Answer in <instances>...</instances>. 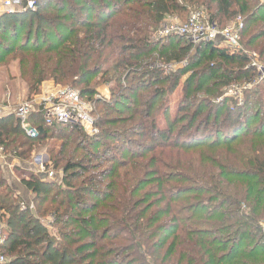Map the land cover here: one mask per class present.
I'll return each mask as SVG.
<instances>
[{"label":"trees","instance_id":"obj_1","mask_svg":"<svg viewBox=\"0 0 264 264\" xmlns=\"http://www.w3.org/2000/svg\"><path fill=\"white\" fill-rule=\"evenodd\" d=\"M79 1L89 14L68 10L71 26L63 24L67 36L45 35L40 26L55 25L54 19L41 14L46 3L38 2L36 9L23 18L17 13L0 15V30L14 42H18L23 29H29L17 52L22 53V62L32 61V89L47 77L56 84L65 82L74 87L98 73L109 76L107 80L124 76L131 69L126 77L130 84L116 94L117 104L160 78L173 90L180 75H186L182 86L187 100L199 90L210 91L209 86L204 87L207 73H219L223 86L232 80L250 81L249 74L255 73L246 67V55L231 52L221 43L194 44L179 35H169L161 41L151 39V30L166 14L186 10L179 0ZM182 1L202 5L215 23L246 14L245 22L260 21L264 25V17L257 18L264 14L261 0ZM58 7L63 11L65 6ZM260 36H264V29ZM180 43L184 46H178ZM2 45L5 44L0 42L4 51ZM263 52L264 49L260 55ZM152 53L156 58H151ZM164 55H168L166 61L181 63L184 59L178 74L170 80L169 76L163 77V71L151 67ZM215 56L221 62L197 69V73L193 70L203 58ZM221 63L235 64L236 68H223ZM104 64L110 68L102 71ZM263 86L252 87L241 104L236 102L235 108H227L222 116L226 102L220 101V111L211 123L206 118L194 129V122L190 123L189 131L184 133L189 140L186 142L170 141L167 133L153 130L154 119L152 124L148 122L156 100L164 96L163 88H155L151 94L140 92L132 100L136 108L131 109L133 116L141 119L132 131L136 127L147 129L146 137L159 142L162 149L148 158L134 155L121 160L113 154L115 147L107 143L102 144L99 156L85 152L80 157L76 148L82 149L83 144L71 137L82 132L79 125H47L42 114L34 113L29 121L37 135L32 137L14 114L1 117L0 146L16 157L26 158L38 145L35 143L43 140H66L58 149H53L52 144L48 148L51 164L47 167L62 170L58 181H42L32 173L20 180L33 194L34 209L22 208L12 197L14 190L0 175V220L5 224L6 236L1 251L9 259L6 264H264V107L260 117L251 112L252 107L258 105L261 109L264 104ZM80 92L84 99L91 91L86 87ZM104 106L109 108L110 104ZM139 107L146 108L144 113ZM95 121L100 124L98 118ZM112 132L115 136L109 139L123 143L121 148L127 151L125 133ZM83 158H93V163ZM104 162H114L115 166H100ZM106 176L111 180L104 185L105 194L97 204L79 196L100 193L98 184L108 179ZM141 183L149 189L141 199L135 198L132 190L137 184L143 187ZM110 198L119 201L117 207H111L107 201ZM145 198L152 199L149 206ZM108 209L112 212L101 214ZM88 212L89 216H83ZM51 215L59 226V238L44 225L45 217Z\"/></svg>","mask_w":264,"mask_h":264},{"label":"rangeland","instance_id":"obj_2","mask_svg":"<svg viewBox=\"0 0 264 264\" xmlns=\"http://www.w3.org/2000/svg\"><path fill=\"white\" fill-rule=\"evenodd\" d=\"M263 1L264 0H261V2ZM38 2L47 4L46 9L41 8L40 5L41 9H39L41 10V14L51 19H54L55 21V25L51 24L48 26H40L42 30L46 32L45 35L53 33L62 34L63 36L68 35V33L66 32L67 29L66 27H64V25L71 26V21L68 19L67 15L68 10L70 9L76 10L77 12L79 9L82 14H89L88 9L83 10L84 8L80 7L81 3L79 0H38ZM179 4L181 6H186V10L166 14L162 21L157 25V27L151 30V39H153L154 41H161L162 39L166 38L167 36L161 35V32L166 26L174 25L175 22L182 23L186 21L189 15L195 11L202 12L203 19L209 20L208 13L202 5H188L182 0H179ZM61 5L65 6L64 10L58 11L61 9H59L58 6ZM29 12L30 11L22 13L20 17L23 18ZM238 16H240V20L242 23V26L239 29L240 43L245 50L242 51V54L246 55L249 58V64L246 67H251L255 72L249 74L250 76H252L250 81H244V79L232 80L230 83L223 86V83H221V79L218 78L219 73H207V75H205V78L208 79L204 82V87L209 86L210 91L205 93L204 90H199L197 92L192 93L190 97L185 100V98L187 97V91L183 89L182 80L184 79V77H186V75H180L181 77H179V84L173 90L171 89L170 83L164 84L163 82H160L162 80V78H160V81L154 80L152 83H149V85H146L145 87L140 89L138 91L139 93H131L130 96L127 95L126 98L120 99L118 101L119 104L115 102L116 94L119 91H122L125 86H128V84H130V81H127L126 77L130 75L129 73L131 71H133L131 69L126 72L124 76L112 77L107 80L106 78H108L109 76H102L101 73H98L95 76L91 77L90 81H88L87 83L78 84L74 87H71V84L69 83H60V85L62 86L77 89L79 91L82 88L89 87V90L91 91L90 93L84 95V97L86 96L88 98V100H86L85 97L84 101L91 103L94 124L90 131L82 129V132H79V134L75 133L71 135V137L79 139L80 144H83L81 145L83 146L82 149L77 146V155L81 157L85 152H89L96 153L97 156H99L103 148V143L111 144V146L113 145V147H115L113 150V154H116L121 160L122 158H126L123 160H127L133 157L134 155H142L148 158L150 154H152V152H158L159 150H162L161 146H159V142H152L146 137L145 133L147 132V129H144L143 127L139 129V127H136L132 131V128L135 127L141 119L140 116H133L134 111L133 109H131L136 108L134 107L132 100H134L137 94H140V92L151 94V92L155 88H163L164 96L156 100L154 111L151 114V118L148 119V122L152 124V119H154L153 130L155 129L157 133L165 132L170 137V141L177 140L179 142H186V140H188L187 135L184 133L186 131H189L188 129L191 126L190 123L194 122L193 124H195L192 126V129H194L198 122H203L206 118H209L211 123L214 119L215 114L217 113V110L220 111L219 109H217L218 103L220 101H222V103L226 102L225 107L223 108V110H221L220 116H222L226 112L227 108H229V110L231 107L235 108L236 102L239 100L237 97L240 94H242L244 101L247 91H250L251 89L244 90L242 93L241 91L243 89V86L246 83H249L254 80L255 76L257 75L256 65L259 64L261 67L264 68V52L260 55V53L264 49V36H260V38H258L259 34L263 32L264 25L260 21H255L254 23H251L249 21L245 22V18L247 17L246 14L237 15L231 20L222 21L217 24L222 27L229 25L232 26L234 24H237ZM258 16L262 18L264 17V14L261 13L257 15V18H259ZM35 20L37 19L35 18ZM261 26H263V29H260ZM4 29L8 30L10 29V27H8V29ZM27 30H29L28 27L23 29L21 35L19 36L18 42L10 40L6 35H4L5 31L3 32L0 30V42L5 44L1 46L5 48L4 51L0 49V107L4 110H15V108H17V106L23 103V101L30 99L32 96H34V94L38 93L37 90L39 84L37 86L35 85L33 89L32 87H30V80L32 79L31 77L34 74V72L32 71V61L22 62L20 60L22 53L17 52V48L22 43L27 33ZM49 39H51V37ZM178 46H184V44L180 43ZM189 50V52L191 53L193 48L191 47ZM150 56L151 58H156L157 55L156 53H152ZM167 58L168 55H164V59L158 61V64L156 63V65H151V67H154V70L158 69L160 71H163V77L169 76L170 78L168 77V80H170L174 78L176 74H178L176 71L178 67H180L181 63L184 62V59H181L182 61H180L181 63H179L171 60L166 61ZM214 62L219 63L221 62V60L218 59L216 56L210 59L203 58L202 62L193 70H196L195 72L197 73V69L201 68L202 70V68H204L205 66H209ZM221 64L223 68H236L235 64ZM101 68L102 71L104 69L108 70L110 66L104 64L101 66ZM36 73L38 74V71H36ZM45 80L47 81H44L42 84H45L47 82L54 83L52 77H47L45 78ZM41 85L39 86V91L42 88ZM259 85H264V83L258 84L256 86ZM212 86H214V89ZM213 90H217V92H211ZM106 103L110 104L109 108L104 106ZM260 107L261 109L258 108V105L252 107L251 112H254V115L255 113H257V116L259 117L262 116L264 104L260 105ZM198 108H202V111H199ZM139 109L143 113L146 110L145 107H139ZM6 115L9 116L10 114L8 115L7 113ZM97 118L100 123L99 125L95 124V120ZM105 120H110L111 122H105ZM2 127H4V123H2ZM184 127H186L187 129L183 130ZM114 130H119L125 133V144H129L127 145L129 147L127 151L121 148L123 143L119 145L117 143L118 141H116L115 139H109L110 136H115L112 132ZM182 130L183 133H181ZM66 133L69 134L70 131H67ZM63 141L66 140L56 137L55 139L50 138L35 143L38 144L36 145V148L33 149L29 153V155H27L24 159L12 155L11 153H9V149L4 150L3 148V151L1 152L0 156V175L3 176L6 180V185L8 184L14 190L12 197L15 201L20 202L22 208H26L28 206L31 209H34V205L32 203L33 194L20 183V180L23 175L27 176L31 175V173L33 175H38L41 170V164H43L46 170H52L54 172V175L52 178H46L44 175H38V177L42 181L53 182L54 180L58 181L60 177H62L61 168L54 169L51 167L49 168L47 166L51 164V161L49 162L51 154L49 153L48 148L52 144L53 149H58ZM82 160L90 161L85 158H83ZM90 162L93 163V158ZM161 162H163V160ZM111 164L113 165L111 166ZM100 166H108L109 169L111 166L112 169L115 166V163L104 162L103 164H100ZM91 174L92 173H89V175ZM107 178L108 179H105L103 183L98 184L99 189L102 190L100 191V193H84L83 195L79 196H81L82 199H87L88 203L92 200L93 204H97V202H99L105 194V190L103 189L104 185L108 180H111V177ZM142 186L143 187L137 184L133 188L132 192L135 198L141 199L142 194L146 193V191L149 189L145 185ZM151 200L152 199L145 198L143 201L147 204V206H149L151 204ZM107 201H110L109 203H111V207H117L119 202L116 198H110V200ZM108 211L112 212V209L103 210L101 211V214L107 215L109 214ZM89 215L90 212L83 213V216ZM45 219L47 221H45L46 223H44V225L46 224V227L50 234L54 233L56 234V237L59 238V226L55 225L53 215L45 217ZM0 228L2 231H4L5 229V224L3 223V220H0Z\"/></svg>","mask_w":264,"mask_h":264},{"label":"built area","instance_id":"obj_3","mask_svg":"<svg viewBox=\"0 0 264 264\" xmlns=\"http://www.w3.org/2000/svg\"><path fill=\"white\" fill-rule=\"evenodd\" d=\"M38 0H0V15L8 13H24L35 10ZM242 23L240 16L237 18V24L229 26H220L210 20H204L200 11H195L189 15L186 21L175 22L174 25L166 26L161 32L162 36L179 35L186 38L191 43L216 42L225 45L231 52L245 51L240 43L239 29ZM257 72L253 81L243 86L244 90L264 83V68L256 65ZM40 91L30 99L23 101L15 110H4L0 107V118L5 113L13 112L20 119L21 127L32 137L37 135V130L29 121L34 113H40L47 125L52 124H76L88 131L94 124L91 103L84 101L81 92L77 89L48 82L41 85ZM238 104L243 102L242 94L237 97ZM3 147L0 146V155ZM38 175H44L46 178H52L54 172L46 170L41 164V170ZM5 234L0 228V264H6L8 257L2 253L1 245L5 241Z\"/></svg>","mask_w":264,"mask_h":264},{"label":"crops","instance_id":"obj_4","mask_svg":"<svg viewBox=\"0 0 264 264\" xmlns=\"http://www.w3.org/2000/svg\"><path fill=\"white\" fill-rule=\"evenodd\" d=\"M17 14H22V13H17ZM48 83V82H47ZM11 111V110H10ZM13 111V110H12ZM6 114L7 113H5L3 116H1V117H4V116H6ZM8 114H14L13 112H10V113H8ZM15 115V114H14ZM1 156V155H0ZM2 162V161H1Z\"/></svg>","mask_w":264,"mask_h":264}]
</instances>
